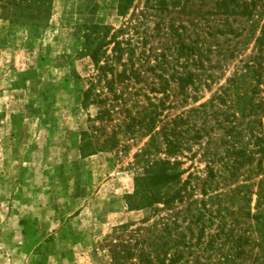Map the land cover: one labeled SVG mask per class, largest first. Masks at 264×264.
Wrapping results in <instances>:
<instances>
[{
	"label": "trees",
	"instance_id": "1",
	"mask_svg": "<svg viewBox=\"0 0 264 264\" xmlns=\"http://www.w3.org/2000/svg\"><path fill=\"white\" fill-rule=\"evenodd\" d=\"M133 1L120 0L119 15ZM34 2L0 0V10L13 5L33 19ZM49 5L40 0L44 16ZM144 9L171 42L153 65L144 52L134 58L137 45L118 40L111 28L92 25L84 34L96 74L81 105L96 113L81 132V157L116 148L112 136L100 141L114 116L131 140L148 138L134 155L141 172L125 203L157 219L114 246L112 264H264V0H145ZM186 14L190 30L181 20ZM147 72L155 97L143 93L148 106L132 112ZM204 91L205 102L170 114L179 100L197 104ZM195 147L202 175L185 167ZM177 204L183 207L174 210ZM160 206L172 209L159 216Z\"/></svg>",
	"mask_w": 264,
	"mask_h": 264
},
{
	"label": "rangeland",
	"instance_id": "2",
	"mask_svg": "<svg viewBox=\"0 0 264 264\" xmlns=\"http://www.w3.org/2000/svg\"><path fill=\"white\" fill-rule=\"evenodd\" d=\"M119 5L120 0H50L44 16L35 0L33 19L20 17L13 5L0 10V264H112L114 246L145 220L150 225L157 219L150 209L128 211L125 203L141 172L134 155L148 138L131 140L114 116L100 141L109 135L116 148L84 158L79 150L81 132L96 113L81 105L87 80L96 74L84 50L86 27L111 28L118 40L137 45L134 58L144 52L151 65L171 44L154 30L145 0H134L125 15H119ZM181 20L190 30L191 17ZM147 73L146 85L136 86L132 112L148 106L143 93L155 97ZM201 97L197 104L179 100L170 114L210 94ZM194 153L185 167L192 164L202 175L198 147Z\"/></svg>",
	"mask_w": 264,
	"mask_h": 264
}]
</instances>
